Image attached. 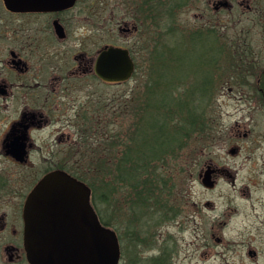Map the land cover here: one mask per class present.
I'll use <instances>...</instances> for the list:
<instances>
[{
  "label": "rangeland",
  "instance_id": "obj_1",
  "mask_svg": "<svg viewBox=\"0 0 264 264\" xmlns=\"http://www.w3.org/2000/svg\"><path fill=\"white\" fill-rule=\"evenodd\" d=\"M133 1L89 0L88 4L104 6L103 9L107 10H101L104 15H109L111 11L114 20L129 22ZM186 1L188 4L179 9V28L175 29L179 31L180 42V34L186 32L187 44L180 45L175 53L177 68L174 66L175 59L170 63L167 61L165 67L163 61L159 67L152 62L163 51L164 43L172 44L170 36H167L162 44H155L153 40L150 50L144 48L139 56L138 72L131 80L111 83L109 88L100 86V91L105 94L111 92V102L130 96L136 87H143L148 82L152 69L157 65L155 70L158 74L163 72L166 85L177 83L176 96L179 99L173 100V105L179 106V109L189 106L193 109L194 104L198 110L203 107L205 110L206 124H196L190 133L188 118L179 116L176 122L180 127L181 140L187 143L178 156L172 155L174 159L169 158L166 165L160 164L163 166L158 172L156 192L160 208L152 202L153 206L144 214L145 217L131 225V219L135 221L136 217L134 206L126 203L123 190L116 189L112 195L113 200L123 204L120 212L116 211L115 205L111 207L101 201V189L95 194L92 191L91 200L100 219L107 222L119 237L121 264H130L133 259L143 262V259L161 257L162 254L169 256L166 264H235V251L241 247L240 242L247 241L248 237L255 235V231H264L259 230L264 221V205L260 199L263 197L264 200V192L258 191L260 184L257 179L260 172L264 173V93L258 89V86L264 89V77L260 75L264 71V22L258 18L264 12V0H238L244 1V5L234 0L231 7H217L215 3L220 0ZM159 12L163 16V11ZM150 25L155 28L154 24ZM160 25L164 26L163 19ZM111 30V42L128 44L134 50L140 44L142 48L147 46L146 41L153 36L148 29L144 40L137 46L138 40H142L139 35L134 34L131 40H126L116 21L114 26L111 24ZM194 31L197 35L201 34V39H194L188 46L189 33L193 36ZM155 32H160V29ZM5 33L4 39L7 40L11 31L5 29ZM210 81L211 90L205 93ZM188 89L191 95L198 92L203 95L192 96L199 100L191 103V98L188 100L184 95L180 96ZM237 122L243 125L240 132ZM106 128L111 130V125L99 124L98 133ZM246 128L252 130L247 137L243 134ZM166 132H172L170 127ZM235 147L240 153L233 156L230 150ZM89 160L85 156L83 166L88 165ZM209 162L227 167L232 173L237 172V190L225 177L220 179L214 190L205 189L200 173ZM84 172H87L86 168ZM262 176L264 179V174ZM87 179L88 184L93 182L91 177ZM165 212H169L166 217L163 216ZM5 235L0 238V264H10L4 247L11 240L8 233ZM136 235L142 242L136 243ZM255 240L256 246L263 244L264 247V238Z\"/></svg>",
  "mask_w": 264,
  "mask_h": 264
},
{
  "label": "flooded vegetation",
  "instance_id": "obj_2",
  "mask_svg": "<svg viewBox=\"0 0 264 264\" xmlns=\"http://www.w3.org/2000/svg\"><path fill=\"white\" fill-rule=\"evenodd\" d=\"M134 1L128 22L114 20L111 11L104 15V6H92L89 0H75L70 8L61 7L65 0H12L10 6L0 0V238L8 233L11 240L4 247L10 264H29L24 208L31 192L46 175L57 171L83 181L84 157L90 158L98 149L97 126L111 125V92L100 91V86L111 87V80L100 74L101 54L111 47L127 49L135 65L133 77L137 74V60L143 52L140 43L147 31L138 19L143 18L146 6L138 3L146 1ZM234 3L220 0L215 4L231 7ZM258 18L264 22V12ZM115 21L126 40L139 35L138 49L111 42V24L114 26ZM5 29L11 31L7 40ZM260 75L263 78L264 71ZM258 89L264 93L263 88ZM236 126L240 132L243 125L237 122ZM251 131L244 129V136ZM239 153L238 147L230 150L233 156ZM207 171L206 186L203 180ZM202 172L205 189L214 190L225 177L237 190V172L213 162ZM262 174L255 176L260 192H264ZM260 199L264 205L263 197ZM134 238L136 243L142 242L137 235ZM255 238L263 239L264 231H255L240 242L235 264H264L260 261H264L263 244L256 246ZM217 240L221 241L219 237ZM168 257L162 254L143 262L133 259L130 264H166Z\"/></svg>",
  "mask_w": 264,
  "mask_h": 264
},
{
  "label": "trees",
  "instance_id": "obj_3",
  "mask_svg": "<svg viewBox=\"0 0 264 264\" xmlns=\"http://www.w3.org/2000/svg\"><path fill=\"white\" fill-rule=\"evenodd\" d=\"M145 1V4L138 3L142 7L146 6L142 13L143 18L139 16L138 19L142 20L143 25H146L147 32L149 29V34L153 36L149 41H146L148 45H144L142 49L150 50L153 40L155 44H162V40L164 41L167 36H170L172 44L164 43L161 54L159 53V56L152 60L158 67L163 61L165 67L168 64L167 61L169 63L174 61L175 53L180 45H187L184 36L186 32L180 34L182 39L180 42L179 31H175V29L179 26L177 23L179 9L181 6L187 5L188 2L186 0H159L158 3L157 0ZM156 9H161L163 16ZM162 19L163 27L160 25ZM150 24H154V29L157 31L158 28L160 32H155ZM194 39L200 40L201 34L197 35L194 31L192 36L189 33L188 46L192 45ZM175 61L174 66L176 67L177 59ZM157 65L152 69L150 79L143 87H136L130 96H123L111 102V130L106 128L104 132L99 133L98 149L91 153L90 160L92 161L89 160L88 165H85L87 172L82 174L85 181H88L87 177L93 179V182L89 184H91L94 194L98 189H101V201L111 207L115 205L118 212L122 210L123 204L113 200L112 195L116 189L123 190L126 203L134 206L133 211L136 217H134L135 221L131 219V225L134 222L136 224L138 221L140 222L153 204L160 208L157 200L159 196L156 195L159 185L158 172L163 166L160 164L162 162L166 165L169 158L174 159L175 157L171 156L177 155L187 143L180 137V127L176 123L179 121V116L185 117L183 119L188 118L189 133L195 129L196 124H206L204 122V107L198 110L193 104V109L189 105L188 108L179 109V106L172 104L173 100L179 99L176 96L177 83L166 85L163 72L158 74V71L155 70ZM167 83L170 82L167 81ZM210 84L212 81L209 82L205 93L211 90L212 85ZM190 93L192 92H189L188 89L185 94H180V96L184 95L188 100L191 98V103H193L199 99L192 98V96L203 95L199 92L196 95ZM169 127L172 132H166ZM189 138L190 136L187 137V139ZM152 202L155 203L152 204ZM173 212L175 213V211ZM168 213L165 212L163 216L166 217ZM101 221L104 225L109 226L107 222L102 219Z\"/></svg>",
  "mask_w": 264,
  "mask_h": 264
},
{
  "label": "water",
  "instance_id": "obj_4",
  "mask_svg": "<svg viewBox=\"0 0 264 264\" xmlns=\"http://www.w3.org/2000/svg\"><path fill=\"white\" fill-rule=\"evenodd\" d=\"M12 5V0H5ZM65 0L62 8L74 5ZM128 50L111 47L99 60L102 77L125 81L134 72ZM205 172L203 182L208 185ZM91 189L66 172L46 175L29 195L25 208V250L30 264H119L115 231L104 226L91 205Z\"/></svg>",
  "mask_w": 264,
  "mask_h": 264
}]
</instances>
